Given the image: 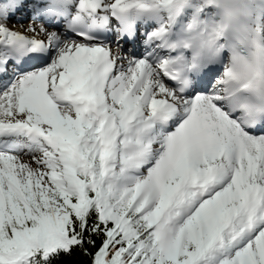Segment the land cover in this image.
I'll return each instance as SVG.
<instances>
[{"label": "snow or ice", "instance_id": "6c2138e0", "mask_svg": "<svg viewBox=\"0 0 264 264\" xmlns=\"http://www.w3.org/2000/svg\"><path fill=\"white\" fill-rule=\"evenodd\" d=\"M183 3L0 0V264H264V119L170 74Z\"/></svg>", "mask_w": 264, "mask_h": 264}, {"label": "clouds", "instance_id": "9594fccd", "mask_svg": "<svg viewBox=\"0 0 264 264\" xmlns=\"http://www.w3.org/2000/svg\"><path fill=\"white\" fill-rule=\"evenodd\" d=\"M182 23L171 33L179 57L170 74L188 79L221 66L222 87L244 97V115L264 119V0H184Z\"/></svg>", "mask_w": 264, "mask_h": 264}, {"label": "bare ground", "instance_id": "6f19581e", "mask_svg": "<svg viewBox=\"0 0 264 264\" xmlns=\"http://www.w3.org/2000/svg\"><path fill=\"white\" fill-rule=\"evenodd\" d=\"M161 18H162V17H161ZM149 19H150V18H146V17H145V18H144V24L147 23ZM10 23H12V24H16L17 21H16V20H13V21H11ZM23 23H27V21H23ZM143 32H144V31H143ZM143 32H142V33H143Z\"/></svg>", "mask_w": 264, "mask_h": 264}]
</instances>
